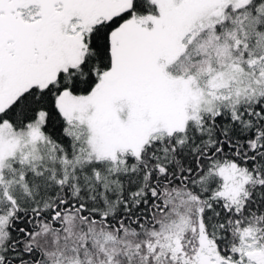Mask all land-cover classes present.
Returning a JSON list of instances; mask_svg holds the SVG:
<instances>
[{"label":"snow or ice","instance_id":"1","mask_svg":"<svg viewBox=\"0 0 264 264\" xmlns=\"http://www.w3.org/2000/svg\"><path fill=\"white\" fill-rule=\"evenodd\" d=\"M0 264H264V0H0Z\"/></svg>","mask_w":264,"mask_h":264}]
</instances>
